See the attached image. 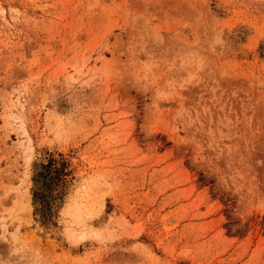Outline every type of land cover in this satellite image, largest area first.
Instances as JSON below:
<instances>
[{
	"label": "rangeland",
	"instance_id": "rangeland-1",
	"mask_svg": "<svg viewBox=\"0 0 264 264\" xmlns=\"http://www.w3.org/2000/svg\"><path fill=\"white\" fill-rule=\"evenodd\" d=\"M0 264H264V0H0Z\"/></svg>",
	"mask_w": 264,
	"mask_h": 264
},
{
	"label": "trees",
	"instance_id": "trees-1",
	"mask_svg": "<svg viewBox=\"0 0 264 264\" xmlns=\"http://www.w3.org/2000/svg\"><path fill=\"white\" fill-rule=\"evenodd\" d=\"M63 171V163L57 166L56 160L50 157L46 163H40L33 174L34 213L39 214L43 219H48L52 214V203L58 197L54 190L61 181Z\"/></svg>",
	"mask_w": 264,
	"mask_h": 264
}]
</instances>
